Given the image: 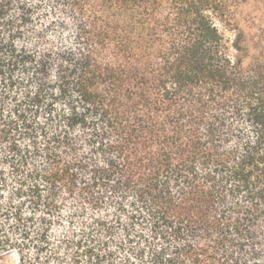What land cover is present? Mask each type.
I'll return each mask as SVG.
<instances>
[{
	"label": "trees",
	"instance_id": "16d2710c",
	"mask_svg": "<svg viewBox=\"0 0 264 264\" xmlns=\"http://www.w3.org/2000/svg\"><path fill=\"white\" fill-rule=\"evenodd\" d=\"M264 264V0H0V255Z\"/></svg>",
	"mask_w": 264,
	"mask_h": 264
},
{
	"label": "rangeland",
	"instance_id": "374dc122",
	"mask_svg": "<svg viewBox=\"0 0 264 264\" xmlns=\"http://www.w3.org/2000/svg\"><path fill=\"white\" fill-rule=\"evenodd\" d=\"M0 264H17V257L14 254H1Z\"/></svg>",
	"mask_w": 264,
	"mask_h": 264
}]
</instances>
